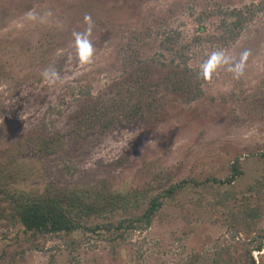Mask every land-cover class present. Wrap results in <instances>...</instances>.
Masks as SVG:
<instances>
[{"label":"rangeland","instance_id":"374dc122","mask_svg":"<svg viewBox=\"0 0 264 264\" xmlns=\"http://www.w3.org/2000/svg\"><path fill=\"white\" fill-rule=\"evenodd\" d=\"M262 2L0 0V187L40 192L55 180L70 185L104 178L115 189L145 187L149 175L141 171L144 165L172 171L173 182L208 175L223 179L236 157L243 174L235 182L239 186L226 187L245 190L257 185L264 173V111L248 95L257 97L263 90ZM232 10L244 17L234 38ZM85 16L92 21L94 54L89 63L80 62L73 36L87 29ZM169 37L174 50L184 48L190 68L200 70L214 51L224 52L229 63L200 83L202 93L195 100L185 101L170 87L161 89L156 96L162 99L159 121L146 117L116 124L106 134L98 127L82 128L79 138L67 134L70 120L77 122L73 117L87 100H77L82 90L97 97L141 61L156 58L168 64L173 56ZM246 50L244 74L237 79L229 68ZM48 68H54L61 81L48 83L42 76ZM165 70L155 65L152 79ZM55 132L65 133V147L50 156L39 155L33 138ZM121 158L122 165L111 164ZM245 193L238 195L237 206L242 200L261 204V217L250 232L231 214L208 206L203 222H192L188 215L169 223L165 218L146 229L127 230L114 246L88 231L31 237L15 221L0 216V264H186L193 254L203 260L192 264L214 259L218 264H243L247 244L264 232V201ZM120 213L112 220L120 219ZM251 255L256 264H264V244Z\"/></svg>","mask_w":264,"mask_h":264},{"label":"trees","instance_id":"16d2710c","mask_svg":"<svg viewBox=\"0 0 264 264\" xmlns=\"http://www.w3.org/2000/svg\"><path fill=\"white\" fill-rule=\"evenodd\" d=\"M262 1L264 4V0ZM229 12L234 17L230 23V32L234 38L239 33L240 20H244V17L240 11ZM233 27L237 28V31H233ZM168 40V49L173 55L168 64L161 60L156 61V58L144 63L139 61L141 66L136 70L127 69L117 84L109 85L108 92L94 97L87 88L82 90L77 100H87L82 101L80 115L73 117L77 122L70 120L67 134L79 138L82 128L92 127H98L100 132L106 134L116 124L127 125L146 117L151 122L159 121L161 116L158 110L162 107V99L156 96L161 89L170 87L185 101L197 99L202 93L200 83L206 79L199 75V69L186 65L187 55L183 51L184 48L180 46L181 49L174 50L173 38L169 37ZM175 57L179 60L177 63H174ZM155 65L166 70L162 77L152 79ZM262 86L260 96L248 97L254 101L255 106L264 111V78ZM64 137L65 133L55 132L50 137L33 138L32 143L39 155L50 156L65 147ZM262 156L264 157V154ZM123 162L121 158L111 164L119 166ZM141 171L149 175L145 187L132 185L127 187L128 189H115L108 178L70 185L55 180L46 184L40 192L11 191L0 187V202H7L6 207H0V216L15 221L22 231L29 233L31 237L71 235L88 231L107 239L113 246L124 240L127 230L146 229L165 218L166 223H169L176 216L186 218L188 215L192 222H203L205 219L201 216H205L204 211L208 206H215L222 213L231 214L232 219L246 232L252 231L261 217L259 201L252 204L242 200L238 206L235 202L238 195L245 192L246 196H249L248 192H252L263 202L264 173L261 178L256 179L257 185H248L245 190L226 187L239 186L235 185V182L242 177L243 171L241 159L238 157L230 163L229 172L223 179L208 175L200 179L183 178L173 182L175 174L162 167L150 170L149 165H144ZM231 201L233 203H230ZM119 213L124 215L118 220H112L111 216ZM72 242L73 240L70 244ZM263 242L264 232L247 244L243 253V264H256L251 252L261 251ZM189 257L186 264L203 260V256L199 254ZM216 260H211L210 263L206 260L202 264H218Z\"/></svg>","mask_w":264,"mask_h":264},{"label":"clouds","instance_id":"9594fccd","mask_svg":"<svg viewBox=\"0 0 264 264\" xmlns=\"http://www.w3.org/2000/svg\"><path fill=\"white\" fill-rule=\"evenodd\" d=\"M85 22L88 24L87 29L84 32H74L73 36L80 62L89 63L91 62L94 54L93 45L89 39L92 33L91 17L85 16ZM248 56L249 52L246 50L241 54L239 61L230 65L229 70L234 72L237 79L244 74L245 61ZM228 63L229 58L225 56L224 52L214 51L211 56L201 64L199 75L202 78L208 79L217 67ZM42 76L48 83L52 85H55L58 81H61L59 73L54 68L45 69L42 73Z\"/></svg>","mask_w":264,"mask_h":264}]
</instances>
